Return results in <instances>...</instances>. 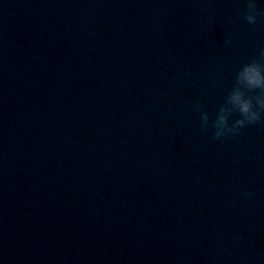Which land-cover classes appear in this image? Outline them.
<instances>
[{
  "label": "water",
  "instance_id": "water-1",
  "mask_svg": "<svg viewBox=\"0 0 264 264\" xmlns=\"http://www.w3.org/2000/svg\"><path fill=\"white\" fill-rule=\"evenodd\" d=\"M247 3L0 0V264H264V113L212 129Z\"/></svg>",
  "mask_w": 264,
  "mask_h": 264
},
{
  "label": "clouds",
  "instance_id": "clouds-1",
  "mask_svg": "<svg viewBox=\"0 0 264 264\" xmlns=\"http://www.w3.org/2000/svg\"><path fill=\"white\" fill-rule=\"evenodd\" d=\"M259 2L264 3V0H259ZM243 16L249 25L257 24L258 18L264 16V12L258 7V0H248L247 10ZM230 42V40L226 41V43ZM260 56L264 57V48L260 50ZM236 79L239 86L235 87L229 94V102L239 113V118L230 123L228 115L222 107L212 124L214 139L235 136L245 125L262 121L261 114L264 113V94L256 95L255 103H253V98L245 95L244 89L258 90L264 93V64L257 60L244 63L237 72ZM207 122L208 116L202 112V131H207ZM243 195L249 197L251 193L245 191ZM236 238L239 239V237Z\"/></svg>",
  "mask_w": 264,
  "mask_h": 264
}]
</instances>
